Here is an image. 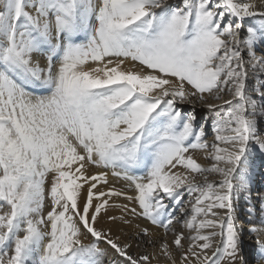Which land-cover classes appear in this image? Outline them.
<instances>
[{"label": "snow or ice", "instance_id": "6c2138e0", "mask_svg": "<svg viewBox=\"0 0 264 264\" xmlns=\"http://www.w3.org/2000/svg\"><path fill=\"white\" fill-rule=\"evenodd\" d=\"M262 72L264 0H0V264H264Z\"/></svg>", "mask_w": 264, "mask_h": 264}, {"label": "bare ground", "instance_id": "6f19581e", "mask_svg": "<svg viewBox=\"0 0 264 264\" xmlns=\"http://www.w3.org/2000/svg\"><path fill=\"white\" fill-rule=\"evenodd\" d=\"M257 55H259V54L257 53ZM42 62H43V60H42ZM249 73L252 74V72H251V68H249ZM260 75H261L262 78L264 77V74L260 73ZM189 107H190V106L185 105V108H186V109L189 108ZM197 110H198V111L201 110V109H200V106H197ZM92 171H99V169H92ZM108 171H109V185H108V186H105V187H111V186H114V187H116L117 189H122V190L128 191L129 194H133L132 191H131V189L128 187V182H127V181H124V180H122V179H118V178H116V177H113V176L111 175V170H108ZM257 172H259L260 174H263L262 176H261V175L259 176L261 179H263V181L261 182V185L259 186V188H258V189H254V188H253L254 191H257V192L259 193V192L264 191V169H262V170H257ZM137 175H143V172H138ZM257 180H258V179H257ZM253 182H255V181H253ZM255 196H256V195L253 194V197H254V198H255ZM187 199H188V197L185 196V200H186V201H187ZM118 202H120V203H124L125 201H123V200L121 199V200H119ZM254 202H255V199H254ZM257 207H258V205H257ZM47 210H48V206H47V201H46V208H45V211H47ZM243 211H244V212H243ZM113 212H114V214H117V215L119 214L118 211L113 210ZM110 214H113V213H110ZM237 214H239L241 217L244 218V219L240 220V221H242V223L244 222V224H240V226H242L243 228H247V227H248V224H247V214H246V211H245V206L240 205V206L238 207ZM142 223H147V222H146V221H142ZM98 226L108 227V226H110V225H107V224L105 223V220L102 218L101 221H100V224H99ZM176 227H177V228H182V224H181V225H176ZM112 228H113V232H114V234H117V235L121 234V233H120V227H118V226H112ZM154 230H155V229H154ZM124 231H125V232H128L129 229H128L127 227H124ZM156 231L162 232L163 230H162V229H159V230H156ZM246 237L249 238V239H246V238H245L246 243L251 244V238L248 237V236H246ZM217 239H218V238H217ZM86 242H87V241H86ZM101 247H105V245L102 244ZM133 251H136V250L133 249ZM148 251H152V249L149 248ZM208 254L211 255V250H209ZM160 262H161V264H164V258H163V257H160Z\"/></svg>", "mask_w": 264, "mask_h": 264}, {"label": "rangeland", "instance_id": "374dc122", "mask_svg": "<svg viewBox=\"0 0 264 264\" xmlns=\"http://www.w3.org/2000/svg\"><path fill=\"white\" fill-rule=\"evenodd\" d=\"M177 2H179V0H177ZM258 54L260 55V53L258 52ZM262 74H264V72H262ZM249 76H250V79L252 78V74H250L249 73ZM264 78V77H263ZM209 139H211V131L209 132ZM258 170H262V169H258ZM262 176L263 174H260L259 172H256V174H255V176H254V181L255 182H253V188L254 189H258L259 188V186L261 185V182L263 181V179H261L259 176ZM258 179V180H257ZM257 191H254L253 190V194L254 195H257ZM242 206H244L243 204H241ZM237 211H238V208H237ZM244 212V211H243ZM237 216H238V225L240 226V224H244V222L242 223V221H240V220H242V219H244L243 217H241L239 214H237ZM240 227H242V226H240ZM246 239H249V238H247V237H245ZM246 244H248V243H246Z\"/></svg>", "mask_w": 264, "mask_h": 264}]
</instances>
